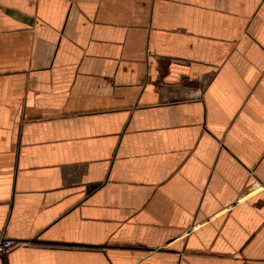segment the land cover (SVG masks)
<instances>
[{
    "label": "crops",
    "instance_id": "crops-1",
    "mask_svg": "<svg viewBox=\"0 0 264 264\" xmlns=\"http://www.w3.org/2000/svg\"><path fill=\"white\" fill-rule=\"evenodd\" d=\"M0 264H264V0H0Z\"/></svg>",
    "mask_w": 264,
    "mask_h": 264
},
{
    "label": "built area",
    "instance_id": "built-area-1",
    "mask_svg": "<svg viewBox=\"0 0 264 264\" xmlns=\"http://www.w3.org/2000/svg\"><path fill=\"white\" fill-rule=\"evenodd\" d=\"M16 248V244L10 240H4L0 243V256H6Z\"/></svg>",
    "mask_w": 264,
    "mask_h": 264
}]
</instances>
